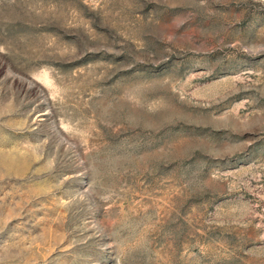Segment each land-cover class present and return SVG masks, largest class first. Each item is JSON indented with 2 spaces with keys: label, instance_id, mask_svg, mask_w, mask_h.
<instances>
[{
  "label": "rangeland",
  "instance_id": "1",
  "mask_svg": "<svg viewBox=\"0 0 264 264\" xmlns=\"http://www.w3.org/2000/svg\"><path fill=\"white\" fill-rule=\"evenodd\" d=\"M0 264H264V0H0Z\"/></svg>",
  "mask_w": 264,
  "mask_h": 264
}]
</instances>
